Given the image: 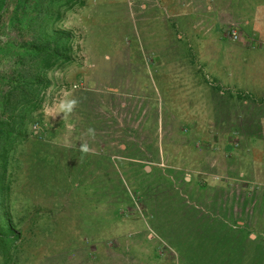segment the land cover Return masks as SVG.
I'll return each mask as SVG.
<instances>
[{
  "label": "rangeland",
  "instance_id": "rangeland-1",
  "mask_svg": "<svg viewBox=\"0 0 264 264\" xmlns=\"http://www.w3.org/2000/svg\"><path fill=\"white\" fill-rule=\"evenodd\" d=\"M80 1L50 6L71 50L28 128L68 187L16 175L46 228L18 264H264V0Z\"/></svg>",
  "mask_w": 264,
  "mask_h": 264
},
{
  "label": "trees",
  "instance_id": "trees-1",
  "mask_svg": "<svg viewBox=\"0 0 264 264\" xmlns=\"http://www.w3.org/2000/svg\"><path fill=\"white\" fill-rule=\"evenodd\" d=\"M7 1L0 0V10ZM54 1L15 0L8 26L17 38L0 44V264H18L24 246L33 242L42 228L35 221V203H22L19 211L14 208L17 176L24 175L23 190L19 189L18 194L30 201H34L38 190L41 197H52L68 187L55 176L62 171V165L53 160L56 147L28 129L31 124L42 125L41 114L34 110L39 106L41 88L48 83L46 70L57 66L59 59L68 60L71 50L69 38H62V30L56 27L62 11L50 7ZM20 14H28L26 21ZM87 186L93 190L94 186ZM195 245L190 246L191 251L198 249Z\"/></svg>",
  "mask_w": 264,
  "mask_h": 264
},
{
  "label": "built area",
  "instance_id": "built-area-1",
  "mask_svg": "<svg viewBox=\"0 0 264 264\" xmlns=\"http://www.w3.org/2000/svg\"><path fill=\"white\" fill-rule=\"evenodd\" d=\"M232 35H233L234 37H236V33H235L234 31L232 32Z\"/></svg>",
  "mask_w": 264,
  "mask_h": 264
}]
</instances>
